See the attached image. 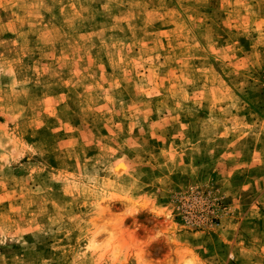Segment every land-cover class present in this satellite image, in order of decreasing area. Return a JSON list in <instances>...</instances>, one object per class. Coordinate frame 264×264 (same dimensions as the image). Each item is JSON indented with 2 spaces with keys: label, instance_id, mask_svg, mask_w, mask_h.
I'll return each mask as SVG.
<instances>
[{
  "label": "rangeland",
  "instance_id": "374dc122",
  "mask_svg": "<svg viewBox=\"0 0 264 264\" xmlns=\"http://www.w3.org/2000/svg\"><path fill=\"white\" fill-rule=\"evenodd\" d=\"M0 264H264V0H0Z\"/></svg>",
  "mask_w": 264,
  "mask_h": 264
}]
</instances>
